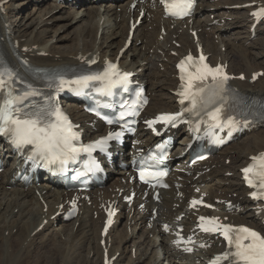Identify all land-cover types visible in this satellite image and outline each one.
Listing matches in <instances>:
<instances>
[{
  "label": "bare ground",
  "instance_id": "6f19581e",
  "mask_svg": "<svg viewBox=\"0 0 264 264\" xmlns=\"http://www.w3.org/2000/svg\"><path fill=\"white\" fill-rule=\"evenodd\" d=\"M96 1L88 0L86 7ZM102 1L99 6L91 4L95 8L101 5L99 10L93 7L88 12L74 10V3L66 0H0L2 45L17 66L22 65L21 60L50 69L83 64L93 58L99 62L117 60L122 69L134 72L138 80L147 84L149 115L174 107L176 60L198 48L208 54L213 64L226 63L240 90L264 98V61L245 47L247 42L253 44V37L264 33V21L252 26L250 16V11L258 3L264 5V0H201L194 17L182 22L164 18L157 0H122L118 4ZM134 2L136 6L132 8ZM30 7L41 11L37 19L31 18V12H23ZM142 8L146 14L134 25ZM216 12L217 18L213 17ZM229 17L233 21L225 20ZM74 21L80 24L76 41L57 44L46 38L54 25V40L65 38L67 29L65 35L57 32ZM230 28L231 38L226 39L224 34ZM129 37L130 44L121 54ZM258 70H263L262 75L252 81ZM241 73L243 80L237 78ZM72 99L64 107L80 123L84 136L101 130L102 124L93 122L81 105L71 103ZM150 138L140 127L134 141L146 142ZM180 144L177 142L178 148ZM137 146L134 144L126 153L119 148L114 161L124 165L117 168V176L88 192L68 191L44 175L24 183L15 177L16 171L22 170V159L13 160L7 153L11 164L0 174V264H37L46 257L58 264H104L110 257H114L111 264H210L214 253L221 251L213 237L200 235V242L197 237L193 243L178 242L181 236L194 232L198 215L214 214L228 223L260 226L264 210L247 197L240 168L250 155L264 150V120L204 161L188 164L187 156L173 158L171 188L160 192L159 201H153L150 195L143 197L141 187L134 182L128 164ZM131 192L133 198L125 201ZM193 199L209 206L194 205ZM221 200H230L236 209L227 211ZM74 203L79 204L80 212L74 222L67 224L63 215ZM109 206L117 212L102 237L103 208ZM124 210L128 211L126 223L132 227L128 230L119 226V211ZM57 222H62L60 228L54 227ZM49 247L57 251L54 256L48 254ZM189 247L194 250L187 251Z\"/></svg>",
  "mask_w": 264,
  "mask_h": 264
},
{
  "label": "snow or ice",
  "instance_id": "6c2138e0",
  "mask_svg": "<svg viewBox=\"0 0 264 264\" xmlns=\"http://www.w3.org/2000/svg\"><path fill=\"white\" fill-rule=\"evenodd\" d=\"M165 3L166 10L172 15H187L193 7V0H162ZM258 18L264 15V9L252 13ZM188 61L192 57H187ZM204 57H200L203 62ZM184 63L181 61L178 67L181 72H184ZM13 72L7 67L0 66V135L6 137L11 144L18 150H23L26 145L32 146V156L29 159H35L39 156L46 164H55L58 161L64 163L70 156L78 151L73 146V141L78 139L79 134L73 131V125L68 120L67 116L57 108L48 104L44 107H34L33 110L25 111L24 99L30 95V92L23 94H14V91L9 90L6 95L2 90L6 84L5 76L11 80ZM128 74L121 75L114 64H109L102 75L81 76L76 80L65 81L60 79L57 90L65 85H77L79 87H86L91 80H105L107 81L105 87L100 89L108 95H111V90L116 84H124L127 82ZM211 77V85L198 87L193 91V81L204 82ZM229 79L227 75L223 74L222 69L217 66L215 69L203 65L198 68L196 74L193 76L189 74V82L184 90L179 93L183 100H191L192 109L194 111L198 104H202L204 108L209 105L220 103V107H213L212 111L207 113L212 127H219L221 129L228 128L229 130L235 128L239 121L233 115H229L225 109L228 108L227 98L222 94L225 92V83ZM181 80L184 76L181 75ZM99 115V113H97ZM243 115V113H238ZM181 113L165 114L157 117L158 120L167 123H175L180 119ZM222 117H226L222 119ZM123 118V114L120 117ZM113 123L112 120L108 121ZM153 123L152 121L148 122ZM245 126L249 124L247 119L244 120ZM119 136L120 133H109L108 137L97 141V145H101L106 140L111 139L112 136ZM160 147V146H158ZM253 163L242 171L245 173V179L250 185H254L253 180L249 179V174L258 175L261 179L260 187L264 188V153L252 157ZM261 171H256V169ZM141 179H145V173L141 172ZM148 175H151L149 173ZM256 196V193L252 194ZM193 203H196L193 201ZM111 215V214H110ZM202 223L200 227L205 232L217 231L220 232L224 239L228 242V248L224 253L214 258L210 264H219L220 261H228V264H264V236L260 233L249 229L247 227L233 228L229 225H221L216 223V218H210L205 222V218H200ZM210 225V226H208ZM191 240V238H189ZM191 251V249H186Z\"/></svg>",
  "mask_w": 264,
  "mask_h": 264
},
{
  "label": "rangeland",
  "instance_id": "374dc122",
  "mask_svg": "<svg viewBox=\"0 0 264 264\" xmlns=\"http://www.w3.org/2000/svg\"><path fill=\"white\" fill-rule=\"evenodd\" d=\"M8 1V0H7ZM32 1V0H31ZM65 1V0H64ZM94 2L96 1V0H93ZM121 2L122 0H103L102 1V3H105V4H118V2ZM66 2H68V3H74V10H79V11H82V10H87L88 12H92L91 11V9L94 7V9H97V10H99V8L101 7V5H100V7L99 8H95L96 6H91V4H96L97 6H99V0H97L96 1V3H90V5L88 6V7H86L87 6V4H89V2H88V0H78V2H74V0H66ZM122 2H124V1H122ZM32 3H34V0H33V2ZM121 8V6L119 7V9ZM67 11L68 10H66V13H67ZM24 13H26V12H31V18H33V19H37V17L39 16V14H40V12L41 11H38V10H34V8H32V7H30V8H26V9H24V11H23ZM71 14L73 15L74 14V12H73V10L71 11ZM218 12H216V13H214L213 14V17H215V18H217V17H219L218 16ZM217 15V16H216ZM226 20V19H225ZM59 21H61V20H59ZM227 22H231V21H233V18H228L227 20H226ZM145 23H147V22H145ZM76 24H78L76 21H74V22H72V23H70V24H68L67 26H66V28H65V30H60V31H58L57 33H64V35H65V31H66V29H67V37L68 38H66V36H65V38H60V39H56V40H54L56 37V33L54 32V28L56 27L55 25L52 27V29L47 33V37L46 38H48V37H50V39H53V40H51V42L52 43H57V44H59V43H65V42H68V43H70L71 41H69L70 39H74L78 34H79V32H80V24H79V26L78 25H76ZM75 28V29H74ZM148 30H149V27H148ZM233 30L230 28V29H227V31L225 32V34H224V37L226 36V39H228L229 37L231 38V32H232ZM229 33H230V35H229ZM53 37V38H52ZM161 38V35L159 36V39ZM257 38V39H256ZM75 40V39H74ZM257 40V41H256ZM262 40H264V33H263V35H258L257 37H255V38H253L252 39V41H254L253 42V44L252 43H250V42H247V44H245L244 46L246 47V48H248V49H250V51H252V52H254V53H256V54H258V60L259 61H264V41H262ZM76 41V40H75ZM260 42V43H259ZM263 43V46L261 45ZM177 45V44H176ZM262 52V53H261ZM146 86H147V84H146ZM117 173L114 171V172H112V174H110L109 175V178H108V181L110 180V179H112V177H114L115 175H116ZM112 176V177H111ZM111 181V180H110ZM122 182H125V180H122ZM120 213H122L121 215H119V226H120V229H124V227H125V230L127 229H130V227L131 226H129V224H128V222L126 223V221H127V218H126V216H127V214H128V211H126V210H124V211H119ZM72 222H74V219H71L70 221H68V223L67 224H70V223H72ZM62 224V222H57L56 224H55V226L54 227H56V228H60V225ZM127 225V226H126ZM132 228V227H131ZM143 230V229H142ZM140 232H141V230H139V228L137 229V232H136V235H137V237H139L140 236ZM49 249H50V252L48 253L49 255H51V256H54L55 254H56V250L54 249V248H51V247H49ZM55 253V254H54ZM48 255V256H49ZM127 255H129V253L127 254ZM155 257V256H154ZM154 259V258H153ZM55 260H57V259H55ZM51 260H50V257H49V259L46 257V259L44 258V259H41L40 260V262L39 263H37V264H58V261H55V263H53L52 261L50 262ZM126 262V261H125ZM125 262H122V264H125ZM78 264V263H77Z\"/></svg>",
  "mask_w": 264,
  "mask_h": 264
}]
</instances>
